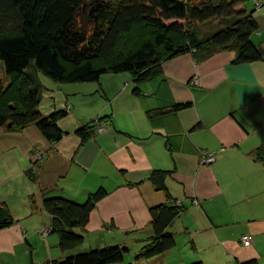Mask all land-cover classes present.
<instances>
[{"label":"crops","instance_id":"crops-1","mask_svg":"<svg viewBox=\"0 0 264 264\" xmlns=\"http://www.w3.org/2000/svg\"><path fill=\"white\" fill-rule=\"evenodd\" d=\"M258 19L254 38L264 47V10ZM234 57L230 50L201 62L193 53L179 55L143 81L138 94L130 73L87 83L40 74V109L68 111L60 122L65 135L51 142L35 124L0 128V208L16 220L0 230V264L64 257L45 196L84 202L100 187L109 194L83 231V249L127 245L120 264H264V159L256 157L264 149V61L235 64ZM177 103L191 105L167 111ZM158 109L164 113L150 117ZM96 118H103L104 130L82 142L77 131ZM205 151L215 154L214 162H201ZM156 169L170 171L169 193L185 210L170 227L177 245L137 259L153 234L150 208L169 199L150 179ZM245 234L254 236L249 246Z\"/></svg>","mask_w":264,"mask_h":264},{"label":"trees","instance_id":"trees-1","mask_svg":"<svg viewBox=\"0 0 264 264\" xmlns=\"http://www.w3.org/2000/svg\"><path fill=\"white\" fill-rule=\"evenodd\" d=\"M262 10L264 0H0V62L8 78L0 76V128L18 131L35 124L49 141L63 138L60 122L68 111L43 114L40 74L59 83H87L98 82L105 74L130 73L138 94L143 81L162 73L165 61L186 53H193L198 62L223 50L234 51L235 64L264 61V47L254 40ZM212 21L218 22L216 29L204 34L201 24ZM190 105L177 103L167 111ZM161 113L158 109L149 115ZM102 119L77 131L82 142L96 133ZM261 149L256 157L264 159ZM169 173L156 169L150 176L169 199L150 208L153 234L137 259L163 255L177 245L170 227L185 209L171 198L166 184ZM108 194L100 187L84 202L55 192L45 196L43 207L52 216V230L65 253L49 264L125 261L130 253L127 245L82 247L92 212ZM15 222L11 211L2 206L0 230Z\"/></svg>","mask_w":264,"mask_h":264},{"label":"built area","instance_id":"built-area-1","mask_svg":"<svg viewBox=\"0 0 264 264\" xmlns=\"http://www.w3.org/2000/svg\"><path fill=\"white\" fill-rule=\"evenodd\" d=\"M258 8L261 7L260 4H258L257 6ZM105 126H104V123L103 122H99V125L97 127V130L98 132H102L104 130ZM216 159L215 157V154L210 152V151H205L202 153L201 155V162L203 164H209V163H212L214 162ZM178 204H181L180 201H178ZM253 240H254V236L252 234H245L243 237H242V241L245 245H251L253 243Z\"/></svg>","mask_w":264,"mask_h":264},{"label":"rangeland","instance_id":"rangeland-1","mask_svg":"<svg viewBox=\"0 0 264 264\" xmlns=\"http://www.w3.org/2000/svg\"><path fill=\"white\" fill-rule=\"evenodd\" d=\"M218 22L216 21H212V22H206V23H203L201 24L200 28L202 30V32L204 34H208L209 32L215 30L216 26H217ZM254 40L257 42L256 38H254ZM124 42V41H123ZM258 43V42H257ZM0 76L5 80L7 81L8 78H7V75H6V72H5V69H4V65L0 62ZM198 79L195 78V81H197ZM43 156V155H42ZM39 157H41V155H39Z\"/></svg>","mask_w":264,"mask_h":264}]
</instances>
